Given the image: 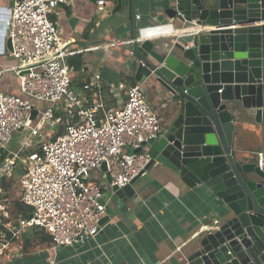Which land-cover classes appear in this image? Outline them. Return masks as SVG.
<instances>
[{
	"label": "built area",
	"instance_id": "obj_1",
	"mask_svg": "<svg viewBox=\"0 0 264 264\" xmlns=\"http://www.w3.org/2000/svg\"><path fill=\"white\" fill-rule=\"evenodd\" d=\"M68 3L14 0L11 8L8 38L10 56L18 62L19 92L0 91V178H18L19 201L30 214L12 221L7 204L0 203V227L11 235L0 236L3 249L28 229L49 236L54 252L95 239L107 217L105 191L116 193L115 186L122 190L149 175L148 143L164 130L147 101L146 83L106 84L95 73L75 87L77 70L69 58L76 52L53 20L58 7ZM146 30L163 34L143 37ZM174 31L172 23L140 27L136 40L121 44ZM256 162L264 172V151ZM219 222L215 219L208 232Z\"/></svg>",
	"mask_w": 264,
	"mask_h": 264
},
{
	"label": "water",
	"instance_id": "obj_2",
	"mask_svg": "<svg viewBox=\"0 0 264 264\" xmlns=\"http://www.w3.org/2000/svg\"><path fill=\"white\" fill-rule=\"evenodd\" d=\"M98 1L112 0H91ZM113 1L121 11L124 0ZM163 7L186 28L222 27L190 33L188 44L177 41L172 48L144 40L130 49L135 81L161 87L175 104L170 123L148 143L150 169L159 164L191 189L204 186L222 209L219 225L203 233L195 250L172 256L169 264H264V172L237 153L232 110L240 102L264 125V0H164ZM130 8L136 40L137 0ZM8 46L12 51L10 40ZM134 183L113 188L123 212L137 197Z\"/></svg>",
	"mask_w": 264,
	"mask_h": 264
},
{
	"label": "crops",
	"instance_id": "obj_3",
	"mask_svg": "<svg viewBox=\"0 0 264 264\" xmlns=\"http://www.w3.org/2000/svg\"><path fill=\"white\" fill-rule=\"evenodd\" d=\"M164 0H137L140 18L138 27L173 24L175 31L152 40L155 45H170L175 42L188 44V35L206 29L186 28L180 21L169 18L163 7ZM14 0H0V91L6 94L19 92V78L14 72L18 62L10 56L8 28ZM108 3V4H107ZM110 3V4H109ZM107 4V5H106ZM57 21L64 40L70 41V48L79 56L82 66L76 69V88L100 73L103 81L117 84L127 81L137 83L128 70L134 35L130 0H124L123 9L115 12L114 1L69 0L61 4ZM264 24V22H263ZM246 24L231 28L259 26ZM163 30H146L143 37L163 34ZM118 44V45H117ZM70 57L69 60L72 58ZM70 63V62H69ZM236 81V80H234ZM146 85L149 104L156 110L162 126H167L175 115L172 96L161 87ZM113 103V98L110 96ZM236 116L235 148L246 161H256L257 153L264 151V125L255 122L253 115L235 102ZM230 104L229 106H233ZM13 142L12 147H15ZM2 159H0V165ZM136 198L125 202L126 212L113 204L117 195L106 193L109 221L104 230L85 246L74 249L52 250L51 238L43 232L28 229L3 249L0 239V264H169V259L182 251L195 250L196 241L208 232L215 219L221 220V208L214 203V196L204 186L191 189L172 170L155 164L149 175L133 184ZM20 184L17 177L0 178V203H6L12 221L19 216L29 217L30 212L19 210ZM27 211V210H26ZM11 235L0 227V236Z\"/></svg>",
	"mask_w": 264,
	"mask_h": 264
},
{
	"label": "trees",
	"instance_id": "obj_4",
	"mask_svg": "<svg viewBox=\"0 0 264 264\" xmlns=\"http://www.w3.org/2000/svg\"><path fill=\"white\" fill-rule=\"evenodd\" d=\"M77 57H79V56L72 57L69 60V62H70L71 65H74L76 69H81L82 63H81V60L79 58H77ZM19 210L22 211V212L24 211V214L26 216H27L26 212H30V210L26 206H24L22 203L19 205Z\"/></svg>",
	"mask_w": 264,
	"mask_h": 264
},
{
	"label": "rangeland",
	"instance_id": "obj_5",
	"mask_svg": "<svg viewBox=\"0 0 264 264\" xmlns=\"http://www.w3.org/2000/svg\"><path fill=\"white\" fill-rule=\"evenodd\" d=\"M16 139H17V136H16ZM111 191H112V189H108L107 191H105L107 193L108 197H110V195L108 193H111ZM105 201H106V199H105ZM113 204L116 205L117 207H119L120 206V200L118 198H116V200H115V202H113Z\"/></svg>",
	"mask_w": 264,
	"mask_h": 264
}]
</instances>
